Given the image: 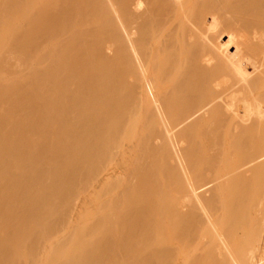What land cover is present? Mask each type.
Listing matches in <instances>:
<instances>
[{"label":"bare ground","instance_id":"bare-ground-1","mask_svg":"<svg viewBox=\"0 0 264 264\" xmlns=\"http://www.w3.org/2000/svg\"><path fill=\"white\" fill-rule=\"evenodd\" d=\"M0 264H264V0H0Z\"/></svg>","mask_w":264,"mask_h":264},{"label":"rangeland","instance_id":"rangeland-1","mask_svg":"<svg viewBox=\"0 0 264 264\" xmlns=\"http://www.w3.org/2000/svg\"><path fill=\"white\" fill-rule=\"evenodd\" d=\"M116 159H117V160H120V158H115L114 160H116Z\"/></svg>","mask_w":264,"mask_h":264}]
</instances>
